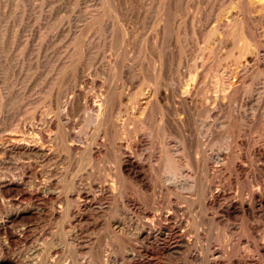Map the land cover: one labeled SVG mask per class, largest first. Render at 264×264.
<instances>
[{"label":"rangeland","instance_id":"374dc122","mask_svg":"<svg viewBox=\"0 0 264 264\" xmlns=\"http://www.w3.org/2000/svg\"><path fill=\"white\" fill-rule=\"evenodd\" d=\"M44 262L264 264V0H0V264Z\"/></svg>","mask_w":264,"mask_h":264},{"label":"bare ground","instance_id":"6f19581e","mask_svg":"<svg viewBox=\"0 0 264 264\" xmlns=\"http://www.w3.org/2000/svg\"><path fill=\"white\" fill-rule=\"evenodd\" d=\"M163 17V16H162ZM251 27V26H250ZM215 34V33H214ZM246 34V33H245ZM249 35V34H248ZM211 36V35H210ZM227 36V35H226ZM207 40V39H206ZM226 40V39H225ZM248 40V39H247ZM236 41H237V39H236ZM250 42V41H249ZM259 42V41H258ZM123 44V43H122ZM245 46V45H244ZM244 48H246V47H244ZM163 52V51H162ZM211 52V51H210ZM254 52V51H253ZM159 53V52H158ZM205 55V54H204ZM110 64V63H109ZM240 65V64H239ZM185 68V67H184ZM236 69V68H235ZM245 69V68H244ZM246 70V69H245ZM256 70V69H255ZM215 71V70H214ZM240 72V71H239ZM253 72V71H252ZM227 73V72H226ZM247 74V73H246ZM103 75V74H102ZM206 75V74H205ZM211 75V74H210ZM235 75H237L236 73H235ZM107 76V75H106ZM213 77H214V75H213ZM229 77V76H228ZM227 78V77H226ZM230 78V77H229ZM195 79V78H194ZM143 80V79H142ZM216 80V79H215ZM237 81V80H236ZM183 82V81H182ZM235 82V81H234ZM218 83V82H217ZM231 83V82H230ZM192 84V83H191ZM145 85V84H144ZM187 85V84H186ZM222 91H225V90H227V91H229V89H230V87H231V85L232 84H229V82H228V79L227 80H224L223 79V82H222ZM237 85V84H236ZM215 86V85H214ZM108 87V86H107ZM165 87V86H164ZM210 87V86H209ZM233 87V86H232ZM196 88H198V87H196ZM234 88V87H233ZM233 90V89H232ZM176 91V90H175ZM196 91V90H195ZM216 91V90H215ZM227 91H225V92H227ZM238 91V90H237ZM258 91V90H257ZM118 92V91H117ZM231 92V91H230ZM195 93V92H194ZM224 93V92H223ZM238 93V92H237ZM113 95V94H112ZM135 95V94H134ZM189 95V94H188ZM210 95V94H209ZM186 96H187V94H186ZM207 96H208V94H207ZM226 96V95H225ZM243 96V95H242ZM111 97V96H110ZM188 97V96H187ZM186 97V98H187ZM194 97V96H193ZM222 97V96H221ZM185 98V97H184ZM108 99V98H107ZM206 99V98H205ZM114 100V99H113ZM184 100V99H183ZM209 100V99H208ZM99 101V100H98ZM103 101V100H102ZM107 102V101H106ZM188 102V101H187ZM138 104V103H137ZM214 104V103H213ZM221 104V103H220ZM258 104V103H257ZM225 105V104H224ZM236 105V104H235ZM115 108V107H114ZM206 108V107H205ZM186 109V108H185ZM227 110V109H226ZM142 111V110H141ZM171 111V110H170ZM210 111V110H209ZM219 111V110H218ZM110 112V111H109ZM108 112V113H109ZM157 113V112H156ZM155 114V113H154ZM195 117V116H194ZM112 118V117H111ZM180 118V117H179ZM139 119V118H138ZM107 120V119H106ZM113 120V119H112ZM114 121V120H113ZM219 121V120H218ZM245 121V120H244ZM117 123V122H116ZM153 123V122H152ZM161 123V122H160ZM233 124V123H232ZM248 124V123H247ZM203 126V125H202ZM144 127V126H143ZM136 128V127H135ZM222 129V128H221ZM258 129V128H257ZM122 130V129H121ZM118 131V130H117ZM147 131V130H146ZM123 132V131H122ZM149 132V131H148ZM242 132V131H241ZM113 133V132H112ZM163 133V132H162ZM123 134V133H122ZM207 134V133H206ZM108 135V134H107ZM170 135V134H169ZM118 136V135H117ZM108 137V136H107ZM119 138H121V137H119ZM203 138V137H202ZM235 138V137H234ZM116 139V138H115ZM230 141V140H229ZM235 141V140H234ZM174 145V144H173ZM204 145V144H203ZM176 146V145H175ZM200 146V145H199ZM206 146V145H205ZM179 147V146H178ZM16 148V147H15ZM151 151V150H150ZM222 152V151H221ZM225 152V151H224ZM256 153V152H255ZM163 155V154H162ZM183 157V156H182ZM259 157V156H258ZM191 158V157H190ZM198 159V158H197ZM186 160V159H185ZM168 161V160H167ZM166 161V162H167ZM194 161V160H193ZM178 162V161H177ZM131 165H133V162H131L130 163ZM169 164V163H168ZM189 165V164H188ZM134 166V165H133ZM173 166V165H172ZM171 168V167H170ZM125 170V169H124ZM213 171V170H212ZM176 173V172H175ZM155 174V173H154ZM172 175V174H171ZM170 175V176H171ZM191 175V174H190ZM128 176V175H127ZM168 176V175H167ZM174 175H172L171 177H173ZM178 178V177H177ZM180 178V177H179ZM188 178V177H187ZM170 179V178H169ZM172 179V178H171ZM133 180V179H132ZM176 181V180H175ZM171 183V182H170ZM196 185V184H195ZM193 187V186H192ZM180 190V189H179ZM181 191V190H180ZM187 192V191H186ZM203 194V193H202ZM78 197V196H77ZM182 197V196H181ZM80 198V197H79ZM108 201V200H107ZM172 228V227H171ZM158 233V232H157ZM121 239V238H120ZM189 250V249H188ZM234 252V251H233ZM100 254V253H99ZM48 259V258H47ZM50 259V258H49ZM47 260H45V262H46ZM55 261V260H54ZM45 262H44V264H45ZM50 262V261H49ZM43 263V262H42ZM57 262H55V264H56ZM149 263V262H148ZM51 264H54L53 262L51 263Z\"/></svg>","mask_w":264,"mask_h":264}]
</instances>
